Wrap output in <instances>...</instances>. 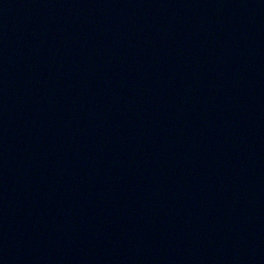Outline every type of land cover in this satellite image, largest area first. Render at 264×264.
I'll return each mask as SVG.
<instances>
[{
  "label": "water",
  "instance_id": "water-1",
  "mask_svg": "<svg viewBox=\"0 0 264 264\" xmlns=\"http://www.w3.org/2000/svg\"><path fill=\"white\" fill-rule=\"evenodd\" d=\"M0 264H264V0H0Z\"/></svg>",
  "mask_w": 264,
  "mask_h": 264
}]
</instances>
